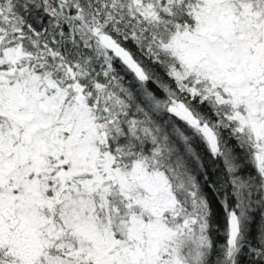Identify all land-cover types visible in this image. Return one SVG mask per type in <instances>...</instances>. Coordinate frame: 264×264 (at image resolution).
Masks as SVG:
<instances>
[{
	"label": "snow or ice",
	"instance_id": "6c2138e0",
	"mask_svg": "<svg viewBox=\"0 0 264 264\" xmlns=\"http://www.w3.org/2000/svg\"><path fill=\"white\" fill-rule=\"evenodd\" d=\"M0 264H264V0H0Z\"/></svg>",
	"mask_w": 264,
	"mask_h": 264
}]
</instances>
